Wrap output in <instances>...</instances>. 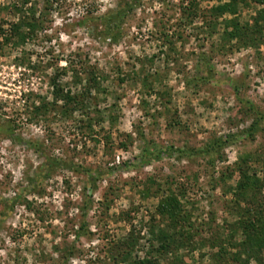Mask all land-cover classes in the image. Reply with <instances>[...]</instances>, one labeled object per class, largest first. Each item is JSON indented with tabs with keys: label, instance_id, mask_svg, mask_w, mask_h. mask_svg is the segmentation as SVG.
I'll list each match as a JSON object with an SVG mask.
<instances>
[{
	"label": "rangeland",
	"instance_id": "rangeland-1",
	"mask_svg": "<svg viewBox=\"0 0 264 264\" xmlns=\"http://www.w3.org/2000/svg\"><path fill=\"white\" fill-rule=\"evenodd\" d=\"M246 1L70 0L38 38L0 44V264H116L133 238L132 260L264 264V4ZM122 11L112 33L76 25ZM244 171L259 180L246 197ZM171 196L194 242L160 255Z\"/></svg>",
	"mask_w": 264,
	"mask_h": 264
},
{
	"label": "trees",
	"instance_id": "trees-1",
	"mask_svg": "<svg viewBox=\"0 0 264 264\" xmlns=\"http://www.w3.org/2000/svg\"><path fill=\"white\" fill-rule=\"evenodd\" d=\"M9 4L5 7L0 6V11H5L8 15H10V20H7L5 18L0 20V44L1 48L4 52L8 50L16 51L18 48L22 45H26L28 41H32L36 38H38V35L40 32H43L45 29V24L48 21V17L46 16V13L49 11H53L56 7H60V9H66L68 3L70 0H9ZM40 1L44 5V12L42 16L36 17L35 11L38 9L37 7L40 4ZM219 1V0H215ZM253 3H257L260 5L264 4V0H250ZM242 5L246 6L247 1L241 0ZM30 5V7H29ZM226 10V7L218 6L217 8L211 9L209 12L213 13L212 17L214 19L223 17L224 12ZM29 11V12H27ZM122 12H117L116 15H104L101 17L96 16H85L81 20L77 21L76 25L78 27L84 26L87 23L91 21H106V24L104 25L105 32L106 33H112L111 31H114L111 28V23H114V21H119L122 16ZM260 17L255 18V24L254 26L259 29V26L261 23H264V16H262V13L259 14ZM115 17V18H112ZM109 21V22H108ZM112 29V30H111ZM264 31V26L260 28ZM257 30V29H256ZM262 34V32H261ZM255 37H257V34H254ZM262 38V37H260ZM264 39V38H263ZM58 76H55V78L51 80L52 88L54 89V96L57 100V98L62 97L63 88L60 86L59 81L57 80ZM60 77V76H59ZM67 106H70L71 104H74L72 101V98L68 96L67 100ZM244 103V102H243ZM248 105V104H247ZM37 111H42L38 110ZM250 111H254V107L250 108ZM261 120V118H259ZM257 118L256 122L259 120ZM257 123L253 124V126L248 130L247 134H255L256 129L255 128ZM0 127V131L3 132V129H6V132L9 133L12 131L10 126H7L6 128ZM222 141L214 142L212 145H210V148L208 149H217L222 147ZM180 154H186L187 152L185 150H179ZM210 153L208 151L201 152L198 151L197 154H206ZM145 157H148L146 154ZM259 180L255 177H251L249 172L244 171L242 181L239 185V191L240 195L242 197L247 196V192L252 190L255 187H258ZM237 210V208L235 209ZM260 218L262 217V214H258ZM158 216L162 218L163 223L160 227L158 225H153L151 227V235L153 237L152 241V252L157 254H165L170 253L172 250H176V248H184L188 245H191L194 242V237L192 235L193 230V224L191 223V217L189 214H184L182 211V208L177 201L175 197H169L168 199L162 201L158 208ZM248 216V214H247ZM248 218V217H247ZM248 220V219H247ZM156 221V217L153 218V222ZM167 222V223H166ZM253 227L244 226L243 227V233L251 234V230ZM255 229V227H254ZM133 235V234H132ZM222 242L220 237H217L213 241V245L215 247H222ZM157 243V246L155 245ZM137 248V241L135 238L131 240H126L120 245V248L118 249V255L113 258L116 260V264H153L152 260L149 258H146L144 260H132L133 251Z\"/></svg>",
	"mask_w": 264,
	"mask_h": 264
}]
</instances>
